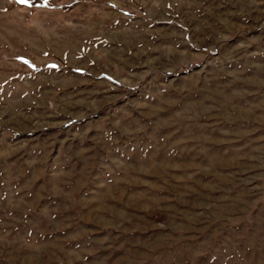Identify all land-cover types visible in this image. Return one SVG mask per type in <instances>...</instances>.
Here are the masks:
<instances>
[{
	"label": "rangeland",
	"instance_id": "1",
	"mask_svg": "<svg viewBox=\"0 0 264 264\" xmlns=\"http://www.w3.org/2000/svg\"><path fill=\"white\" fill-rule=\"evenodd\" d=\"M0 264H264V0H0Z\"/></svg>",
	"mask_w": 264,
	"mask_h": 264
},
{
	"label": "snow or ice",
	"instance_id": "2",
	"mask_svg": "<svg viewBox=\"0 0 264 264\" xmlns=\"http://www.w3.org/2000/svg\"><path fill=\"white\" fill-rule=\"evenodd\" d=\"M17 2L21 4H28L30 0H17Z\"/></svg>",
	"mask_w": 264,
	"mask_h": 264
}]
</instances>
